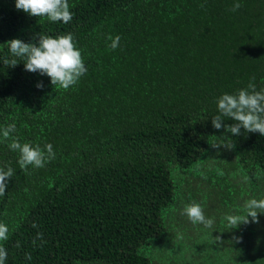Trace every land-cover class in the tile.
I'll return each mask as SVG.
<instances>
[{
  "label": "trees",
  "instance_id": "16d2710c",
  "mask_svg": "<svg viewBox=\"0 0 264 264\" xmlns=\"http://www.w3.org/2000/svg\"><path fill=\"white\" fill-rule=\"evenodd\" d=\"M69 5L70 22H50L0 0V44L71 33L88 69L64 89L21 58L4 65L14 57L0 46V128L15 123L22 144L55 152L22 170L0 135V167L14 169L0 197L6 264H264V214L235 229L226 219L264 199V136L241 130L228 134L233 150L210 145L224 131L211 124L218 98L264 88V0ZM109 35L121 38L115 50ZM192 201L211 229L182 214Z\"/></svg>",
  "mask_w": 264,
  "mask_h": 264
},
{
  "label": "clouds",
  "instance_id": "9594fccd",
  "mask_svg": "<svg viewBox=\"0 0 264 264\" xmlns=\"http://www.w3.org/2000/svg\"><path fill=\"white\" fill-rule=\"evenodd\" d=\"M203 6V5H202ZM241 7L239 2L235 3L231 11L235 12ZM15 8L22 10L33 17H46L50 22L62 21L68 23L73 19V13L70 11L69 0H15ZM107 39L111 42L108 46L115 50L119 46L120 36L109 35ZM33 40L37 42L26 43L21 39L14 38L0 46H7L12 59L4 58L3 64L7 67L17 66L18 59L24 60V68L28 72L40 75H46L50 78L53 86L59 85L64 89L75 85L81 76L87 72V67L82 58L81 50L76 47L74 37L71 33L52 37L42 33H35ZM254 80V78H253ZM37 88H43V83L39 82ZM218 113L211 118L213 128L223 133L220 136H211L210 143L213 149L233 150L235 143L232 137L240 136L241 130L244 133H259L264 136V88L257 90L256 84L250 82L246 88L238 90L235 94L224 93L217 100ZM225 118L231 120V124H225ZM16 131L15 123L7 124L0 128V135L4 140H9L8 147L13 152L19 153L18 163L22 170L28 166L42 168L48 162L55 158V152L51 143L45 144L43 148L39 144L33 145L31 142L21 143L18 137L12 134ZM14 175V169L11 166L0 167V197L5 195L7 182ZM247 209L246 217L229 215L226 217L229 224L237 228L241 223H258V214H264V199L251 198L244 204ZM182 214L186 215L194 225L201 224L207 229H211L214 224V218L206 217L201 204L192 201L184 205ZM32 228L38 225L33 222ZM9 227L0 222V242L9 239ZM43 241V234L37 232L33 239V245L36 240ZM217 242H222L220 236H216ZM237 243L241 241L240 237H233ZM16 247H20L17 242ZM8 257L7 249L0 244V264H6ZM25 258L31 260L30 253H25Z\"/></svg>",
  "mask_w": 264,
  "mask_h": 264
}]
</instances>
